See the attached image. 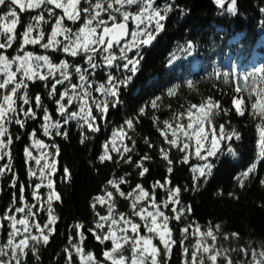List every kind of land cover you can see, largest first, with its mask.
I'll use <instances>...</instances> for the list:
<instances>
[{
  "label": "snow or ice",
  "instance_id": "6c2138e0",
  "mask_svg": "<svg viewBox=\"0 0 264 264\" xmlns=\"http://www.w3.org/2000/svg\"><path fill=\"white\" fill-rule=\"evenodd\" d=\"M216 3L224 7L225 0H216ZM237 4L238 0H230L227 11L235 14ZM0 6L6 8L0 12V157H8V163L0 166V176L13 170L8 149L14 139H22L19 135H11L8 125L14 123L24 128V136L32 135L31 146L45 149L40 158L34 157L29 147L23 149L26 161L34 159L37 164L40 159L45 161L38 169L40 182L35 183L31 192L38 208L34 209L26 201V185L20 183L15 174L12 177L18 185V196H13L10 205L14 211L5 210L0 215V221L6 222L7 227V238L0 243V264H27L29 253L39 264L40 246L50 243L59 220L54 202L61 201L62 195L57 191L53 174L60 175L62 180H71V172L64 167L57 173L56 156L60 148L53 142L52 151H47L49 145L27 131V121H35L42 114L43 134L58 137L70 133L62 124L67 126L75 121L81 129V143L88 139L85 131L99 132L100 122L107 123L112 110L119 111L124 88L131 85L140 71L141 50L164 30V21L176 6L165 3L161 7L159 0H0ZM30 12L34 14L25 22L21 17ZM29 45L43 49L44 53L28 50L26 46ZM60 53L65 58L56 62V54ZM102 69L108 70L106 76L98 71ZM240 80L243 83L238 81L232 89L230 106L212 95L202 96L198 102H187L181 110L173 111L171 118L161 121L155 115L161 108L160 97L151 101L152 123L163 141L158 146L150 137H145L144 146L157 150L165 162L164 180L155 181L150 189L142 183H135L134 187L129 183L131 190L125 192L122 186L132 173L107 179L102 186L104 194L90 201L95 214L94 226L86 228L80 222L72 225L80 242H73L64 249L66 264H75L74 255L79 264H171L174 246L182 250L181 264H264V242L254 246L249 241L238 248L218 246L217 235L222 230L219 223L204 229L194 221L182 228L177 224L176 235L172 226L174 221L182 224L192 212L191 206L183 203V194L195 190L202 180L208 179L214 167L212 158L218 159L224 151L236 155L233 145L243 137L241 130L231 123L233 116L243 119L247 115L255 121L256 159L264 164V68H256ZM32 82L42 83L48 90L32 93ZM176 87L168 89V96L175 95ZM188 87L192 89L193 83L188 82ZM45 98L53 102L58 118L50 115ZM37 108L40 113L35 111ZM145 114L146 107H139L133 116L113 130L98 156L101 164L112 161L117 168L134 166L138 176L146 178L150 167L145 163L152 157L146 151L138 159L134 158L139 147L134 135L135 125ZM130 131L133 135H129ZM172 149L179 153L178 157H173ZM193 156L197 163L191 165L188 187L174 184L171 176L176 168L189 165ZM48 157H52L51 160ZM255 168L253 163L239 174L241 187ZM27 175L36 176L37 170L29 167ZM259 183L264 186V178H260ZM42 187L48 190L46 199H41L37 191ZM161 188L165 189L166 198L158 202L156 197ZM117 194L130 201L127 213L117 209L114 199ZM228 195L234 196V193ZM16 203L20 206H15ZM97 205L106 207L107 214L101 215ZM41 209L47 213L43 224L36 220V213ZM166 210H170V214ZM190 228L196 239L194 244L186 245ZM86 233L104 245L102 258H97L93 251H85L82 245L86 244ZM233 238L239 240L240 234L225 233V239ZM107 242L111 243L110 248ZM232 253L242 254L245 259L234 260Z\"/></svg>",
  "mask_w": 264,
  "mask_h": 264
},
{
  "label": "trees",
  "instance_id": "16d2710c",
  "mask_svg": "<svg viewBox=\"0 0 264 264\" xmlns=\"http://www.w3.org/2000/svg\"><path fill=\"white\" fill-rule=\"evenodd\" d=\"M165 3H174L176 7L164 21L165 28L156 35V42L150 48L144 47L141 50L143 60L140 71L134 76L131 85L124 88L120 97L121 104L118 106L119 111L112 110L107 123L100 122L101 130L99 132L85 131L88 139L81 143L79 135L81 129L75 121L70 122L67 126L61 125L66 130L70 129V133L66 137L45 136L41 128L42 114L38 115L35 121H27V131L34 133L35 138L43 141L44 144H48L47 151H52L50 145L53 142L60 148V153L56 156L57 173H61L64 167H68L71 172V180L59 184L56 180L60 175L53 174L57 191L62 195L61 201L54 202L59 220L55 226L56 232L50 238V243L40 246L39 256L41 259L39 264H57V261L59 264H66L63 248L68 246V233L69 237L72 234V239L78 238L76 230L72 227L77 222L84 224L86 228L94 226L95 214L90 208V201L92 197L104 194L102 186L107 179L132 173L129 181L122 186V190L125 192L131 190L129 183L133 187L135 183H142L146 189H150L151 184L155 181L164 180L166 175L165 162L159 157L157 150H148L144 146L145 137H150L158 146L163 141V137L159 135L151 119L154 114V110L150 107L153 99L160 97L158 103L161 104V108L155 111V115L161 121L171 118L173 111L181 110L187 102H198L202 96L212 95L221 100L225 106H230L232 89L237 86L238 81L243 83L240 79L235 81L231 76L225 79L216 78L212 72H208L186 80L172 82L176 78L174 71L167 76L164 69L172 54H175L176 58L198 52L216 55L215 51L220 50L219 47H222V43L227 39L244 43L250 41L254 44V41L257 40L256 31L264 39V12H261V9H264V0H238L235 14L227 11L230 0H225L224 7L218 5L216 0H159L161 7ZM3 11H6V8L0 6V12ZM32 14L34 13L23 14L21 18L28 22L29 16ZM19 31L22 32L23 29L20 28ZM26 48L44 53V50L37 46L29 45ZM237 57L238 54L233 56L234 59ZM60 58H65L63 53L56 54V62ZM98 71H102L106 76L108 70ZM188 82L193 83L192 89H189ZM32 83L34 84L31 88L32 93L48 90L43 88L42 83ZM173 86H177L175 95L168 96V89L173 88ZM95 95L98 96L99 94ZM45 104L50 109V115L58 118L59 114L55 112L53 102L45 98ZM142 106L146 107V114L140 116L135 125L134 135L139 142V147L134 158L138 159L146 151L152 157L145 163L146 167H150V173L147 174L146 178L139 177L134 166L130 168L127 165H122L117 168L112 161L101 164L98 160V156L103 151L102 146L109 140L113 130L121 125L125 119L133 116ZM35 111L41 112L38 108ZM20 115L22 117V114ZM231 123L242 132V140L233 145L236 154H241L240 162L231 163L229 158H225L217 163V158L213 157L214 167L217 165L215 168L213 167L208 179L202 180L200 186L195 190H189L183 194V203L190 205L192 212L184 218L182 224L174 221L172 226L174 235H176L175 226L177 224L182 228L194 221L195 224H199L204 229L207 225L219 223L222 230L217 235L216 243L218 246L238 248L247 245L249 241L254 246H258L264 242V186L259 183V179L264 178V164L256 159L255 121L245 115L243 119L233 116ZM8 128L11 135L25 132L24 128H19L14 123L8 125ZM129 135H133V133L130 131ZM24 137L20 140L14 139L13 144L8 149L12 156L13 170L0 176V215L5 210L14 211V208L10 206L13 203V196H18V185L12 179L14 174L18 180L26 179L32 185L31 188H25L26 201L32 204L34 209L39 207L38 202L32 199L31 192L35 183L40 182L38 169L43 166L45 161L40 159L39 164L34 159L26 161L23 149L26 146L29 147L32 155L36 158H40L45 149L31 146L33 143L32 135ZM221 154L230 153L224 151ZM112 155L117 160L120 159L116 153H112ZM172 155L175 158L179 156V153L172 149ZM51 158L48 157L49 160ZM6 163H8V157H0V166ZM196 163L197 159L193 156L189 165L183 168L177 167L175 174L171 176L173 183L182 184L187 188L191 182V165ZM253 163L256 164L255 171L250 174L244 186L241 187L238 183V176ZM29 167L37 170L36 176L27 175ZM240 167H243L244 170L235 174ZM37 191L40 193V197L44 198L48 190L42 187ZM229 192L234 193V196H229ZM165 198V189H159L157 201L161 202ZM114 199L117 200V209L127 213L130 208V201L119 197L118 194ZM15 206L20 205L16 203ZM97 211L101 215L107 214L106 207L100 205H97ZM166 211L170 214V210ZM16 215L19 217L20 214L17 213ZM46 219L47 213L43 209L36 213L37 222L43 224ZM86 228L81 229V231H85ZM190 231H192L191 228L189 229V240L188 238L185 240L186 245L194 243L193 237H190ZM233 231L240 234V239H225V233ZM85 237H88L87 246L90 245L91 239L95 241L94 236L90 233H86ZM6 238V222L0 221V243L4 242ZM156 242L158 243V241ZM108 247L110 248L109 244ZM93 251L97 258H102L101 251L96 248H93ZM29 255L27 256V263L37 264L36 258L34 256L29 257ZM241 257L242 254L232 253L234 260L241 259ZM183 259L182 250L174 246L171 264H181ZM74 261L75 264H79L75 256Z\"/></svg>",
  "mask_w": 264,
  "mask_h": 264
},
{
  "label": "rangeland",
  "instance_id": "374dc122",
  "mask_svg": "<svg viewBox=\"0 0 264 264\" xmlns=\"http://www.w3.org/2000/svg\"><path fill=\"white\" fill-rule=\"evenodd\" d=\"M57 183L59 184V183H63V182H66L67 180H62V178H61V176H59V177H57ZM33 230H35V229H33ZM191 232L192 231H190V237L192 236L191 235ZM70 237H72V234H71V236ZM70 237H69V233H68V240H67V243H68V246H65L64 248H63V251H64V249L66 248V247H70V245H71V243H73V242H77V240H78V242H80L79 241V237L78 238H76L75 237V239H70ZM193 237V236H192ZM87 238L88 237H85V241H86V244H83L82 246H84L85 247V251H93V248H96V249H98L99 251H101V253L103 252V250H104V245H102V244H100L99 242H97L96 240L94 241V240H92L91 239V243H90V245H88L87 246ZM195 237H193V240L192 241H194V243H195ZM188 240H189V237H188ZM72 241V242H71ZM108 244H109V246L111 247V243L110 242H107ZM194 243H192V244H194ZM94 252V251H93ZM102 255V254H101ZM30 256H32L31 254L29 255V257ZM75 256V255H74ZM77 259H78V257H76ZM28 259V258H27ZM241 259H245V257L242 255V257H241ZM31 260V259H30ZM78 261H79V259H78ZM28 264V263H27ZM32 264V263H31Z\"/></svg>",
  "mask_w": 264,
  "mask_h": 264
},
{
  "label": "bare ground",
  "instance_id": "6f19581e",
  "mask_svg": "<svg viewBox=\"0 0 264 264\" xmlns=\"http://www.w3.org/2000/svg\"><path fill=\"white\" fill-rule=\"evenodd\" d=\"M17 135L21 136L22 138L24 137L23 134H15V135H13V136L15 137V136H17ZM25 137H26V136H25ZM25 137H24V138H25ZM15 140H16V139H15ZM19 181H20V183L25 184L26 187H30V188L32 187V185H31L26 179H19ZM27 184H28L29 186H28ZM26 187H25V188H26ZM44 198L46 199V195H45ZM44 198L41 197V199H44ZM18 205H20V204L18 203Z\"/></svg>",
  "mask_w": 264,
  "mask_h": 264
}]
</instances>
